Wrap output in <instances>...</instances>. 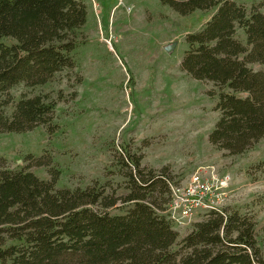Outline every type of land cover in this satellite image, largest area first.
Masks as SVG:
<instances>
[{
    "label": "trees",
    "instance_id": "obj_1",
    "mask_svg": "<svg viewBox=\"0 0 264 264\" xmlns=\"http://www.w3.org/2000/svg\"><path fill=\"white\" fill-rule=\"evenodd\" d=\"M159 1L181 15L214 10L199 30L186 34L181 65L218 89L209 143L230 155L245 152L264 136V13L234 0ZM86 16L81 0H0V134L54 128L55 99L23 95L8 114L9 90L45 84L72 69ZM124 158L127 192L119 196L96 182L57 188L58 174L44 180L0 169V264H264L255 222L238 210L207 211L172 249L178 232L164 213L168 174L142 167L128 153ZM34 164L49 165L50 159ZM118 201L132 207L111 214Z\"/></svg>",
    "mask_w": 264,
    "mask_h": 264
},
{
    "label": "rangeland",
    "instance_id": "obj_2",
    "mask_svg": "<svg viewBox=\"0 0 264 264\" xmlns=\"http://www.w3.org/2000/svg\"><path fill=\"white\" fill-rule=\"evenodd\" d=\"M81 1L87 16L78 31L75 66L45 84L19 83L9 90L8 114L23 95L55 99L54 128L1 133L0 169H22L44 180L58 174L57 188L96 182L119 196L127 192L128 153L146 169L165 171L172 184H187L196 172L214 184L224 180L220 208L252 217L264 256V136L237 155L213 147L208 135L218 118V89L181 65L186 34L199 30L214 10L181 15L159 0ZM234 1L264 13V0ZM172 43V51H166ZM39 157L50 164L35 165ZM130 207L118 201L110 213L123 214ZM205 213L199 210L194 219L172 224L178 232L172 249Z\"/></svg>",
    "mask_w": 264,
    "mask_h": 264
},
{
    "label": "built area",
    "instance_id": "obj_3",
    "mask_svg": "<svg viewBox=\"0 0 264 264\" xmlns=\"http://www.w3.org/2000/svg\"><path fill=\"white\" fill-rule=\"evenodd\" d=\"M210 182L196 172L187 184L170 183V201L166 209L168 219L173 224H183L186 219H194L199 210L222 211L220 205L226 196L221 189L227 186V182L224 180L217 184Z\"/></svg>",
    "mask_w": 264,
    "mask_h": 264
},
{
    "label": "water",
    "instance_id": "obj_4",
    "mask_svg": "<svg viewBox=\"0 0 264 264\" xmlns=\"http://www.w3.org/2000/svg\"><path fill=\"white\" fill-rule=\"evenodd\" d=\"M174 46H175V43H172V44L167 45L165 47V49H166V51L170 52V51H172V49L174 48Z\"/></svg>",
    "mask_w": 264,
    "mask_h": 264
}]
</instances>
